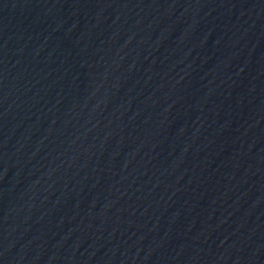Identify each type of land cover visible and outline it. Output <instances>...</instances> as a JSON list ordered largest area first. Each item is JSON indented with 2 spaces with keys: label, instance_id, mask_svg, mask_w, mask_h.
<instances>
[{
  "label": "water",
  "instance_id": "water-1",
  "mask_svg": "<svg viewBox=\"0 0 264 264\" xmlns=\"http://www.w3.org/2000/svg\"><path fill=\"white\" fill-rule=\"evenodd\" d=\"M0 264H264V0H0Z\"/></svg>",
  "mask_w": 264,
  "mask_h": 264
}]
</instances>
